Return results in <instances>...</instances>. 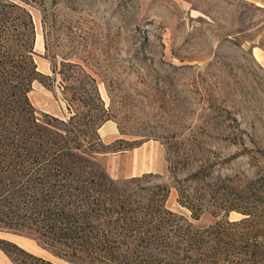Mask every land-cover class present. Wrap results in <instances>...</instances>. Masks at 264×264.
Returning a JSON list of instances; mask_svg holds the SVG:
<instances>
[{
    "label": "rangeland",
    "instance_id": "1",
    "mask_svg": "<svg viewBox=\"0 0 264 264\" xmlns=\"http://www.w3.org/2000/svg\"><path fill=\"white\" fill-rule=\"evenodd\" d=\"M0 1L30 16L33 60L47 75L29 92L40 118L65 120L66 101L97 95L108 119L95 161L112 180L136 195L164 186V206L193 229L249 210L260 240L264 0ZM0 238L71 264L28 236L0 229Z\"/></svg>",
    "mask_w": 264,
    "mask_h": 264
},
{
    "label": "trees",
    "instance_id": "2",
    "mask_svg": "<svg viewBox=\"0 0 264 264\" xmlns=\"http://www.w3.org/2000/svg\"><path fill=\"white\" fill-rule=\"evenodd\" d=\"M32 36L28 13L0 1V229L71 264H264V231L256 239L249 210L193 229L164 206V186L158 197L136 195L106 174L95 161L105 152L97 129L108 119L97 95L66 101L65 120L40 118L29 92L47 75L36 69ZM0 250L12 262L56 264L4 238Z\"/></svg>",
    "mask_w": 264,
    "mask_h": 264
},
{
    "label": "crops",
    "instance_id": "3",
    "mask_svg": "<svg viewBox=\"0 0 264 264\" xmlns=\"http://www.w3.org/2000/svg\"><path fill=\"white\" fill-rule=\"evenodd\" d=\"M103 129V125L99 127V132ZM0 264H13L12 261L0 250Z\"/></svg>",
    "mask_w": 264,
    "mask_h": 264
}]
</instances>
